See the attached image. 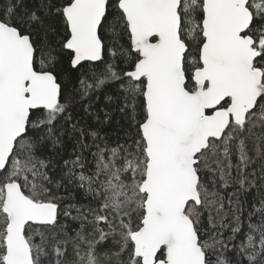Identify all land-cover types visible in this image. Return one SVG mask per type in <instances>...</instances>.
Here are the masks:
<instances>
[{"label":"snow or ice","instance_id":"snow-or-ice-1","mask_svg":"<svg viewBox=\"0 0 264 264\" xmlns=\"http://www.w3.org/2000/svg\"><path fill=\"white\" fill-rule=\"evenodd\" d=\"M0 264H264V0H0Z\"/></svg>","mask_w":264,"mask_h":264},{"label":"trees","instance_id":"trees-1","mask_svg":"<svg viewBox=\"0 0 264 264\" xmlns=\"http://www.w3.org/2000/svg\"><path fill=\"white\" fill-rule=\"evenodd\" d=\"M59 70L62 71L65 75V77L70 81L69 87H71L73 84L76 83V79L79 76L78 72H74L72 69H70L67 66H59ZM109 93H111L113 90L109 89ZM74 102L79 105L82 103L79 96L75 97ZM105 105V101L103 99V96L101 95L99 99H94V109L99 110V108H103ZM112 111L113 119L108 124H97L94 119H91L87 116L84 117V120L81 123V126L83 127H91L98 129L101 132L102 136H107V138L111 142H115L118 137H123V130H122V121L120 120L119 114L113 109H109ZM77 115H83L82 110L77 108ZM101 117L103 118V113H100ZM88 143H91V140L88 141ZM73 140L68 139L67 137L64 138V144L62 147H57L55 149L50 147V154L52 155L53 159L58 162V164L62 165L63 159L69 158L70 154L72 153L73 149ZM231 191V189H229ZM60 195L64 196L66 198V202H71L74 199L77 201H82L83 194L79 192L77 189L73 187H68L67 189H61ZM257 193L255 190H253L252 195L248 197V199H252L254 196H256Z\"/></svg>","mask_w":264,"mask_h":264}]
</instances>
